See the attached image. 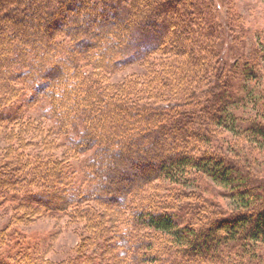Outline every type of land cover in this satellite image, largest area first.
<instances>
[{
	"label": "trees",
	"instance_id": "trees-1",
	"mask_svg": "<svg viewBox=\"0 0 264 264\" xmlns=\"http://www.w3.org/2000/svg\"><path fill=\"white\" fill-rule=\"evenodd\" d=\"M213 9L212 0H0V123L20 119L12 125L17 133L3 136L0 207L11 208L14 224L57 213L90 223L80 237L82 257L112 239L96 233L100 209L82 204L106 203L103 194L109 193L107 205L117 212L139 195L130 222L173 244L160 254L137 235L119 240L123 248L113 253L108 243L107 263L70 256L57 264H208L216 256L226 264H264L256 252L264 244V186L250 176L246 157L252 152L240 153L264 151V71L235 60L223 73ZM135 63L154 67L152 89L142 87L136 73H124ZM23 108L62 138L60 155L45 144L49 134L33 144L37 134L31 131L38 132L40 122L33 115L24 119ZM214 129L248 143L235 144L231 156L212 152ZM90 149L78 165L75 189L78 168L71 160ZM132 164L142 173L117 180ZM197 174L226 187L235 211L222 216L208 200L172 201L178 187H195ZM155 182H164L165 194ZM29 241L18 228L1 230L0 264H48L45 244Z\"/></svg>",
	"mask_w": 264,
	"mask_h": 264
},
{
	"label": "rangeland",
	"instance_id": "rangeland-1",
	"mask_svg": "<svg viewBox=\"0 0 264 264\" xmlns=\"http://www.w3.org/2000/svg\"><path fill=\"white\" fill-rule=\"evenodd\" d=\"M212 3L214 9L212 11L213 13L211 12V17L213 16V19H215L220 25V28L217 30L218 34L215 35V42L218 56L221 60L220 66L223 68V73H230L232 68L231 63L235 60L238 64L244 65L247 63L248 66H253L254 69L260 73L264 71V0H212ZM163 69H165V65L163 66ZM151 70H154V67L151 65L146 66V64L140 65L135 63L130 65L124 73H130V75L136 73L135 76H137L140 81H146L145 83L142 82L143 84L141 83L142 87L145 86V88L149 90L150 88H153L154 81H156L150 73ZM146 75L147 77L145 78L144 76ZM117 78H119V76H116V80ZM213 79L215 78L213 77ZM215 83L216 82H205L202 86L205 88L215 87ZM40 93L37 94L41 96L42 94ZM46 102V98L43 99V101H41V98L39 99L40 104L47 105ZM22 111L25 114L24 119H28L27 116L29 117L33 115L40 122L39 125H36L38 126V128H36L38 132L31 131L37 134L36 141L33 142V144L39 140L37 143V146H39L41 142L43 143V138L49 134L51 135L50 138L52 140H46L45 144H48V148L55 150L54 152L56 155H60L64 151V146L60 143L62 138L50 134V131H47L46 122L37 117L35 111H32V109L28 111L24 108L21 112ZM18 120H13L11 123L9 122L10 125L3 122L0 123V153L3 151L5 145L3 136L10 137L11 132H13L14 135L17 133V129L12 125L17 124L15 122ZM209 137L210 145L208 150L215 153H221L222 151V154L225 156H231V153H234L233 150L235 149L232 148H238L235 144L244 147L248 143L243 138L235 140L229 132L227 133L221 129H214V132H210ZM247 150L252 152V154L249 153L246 157V163L254 173L250 176L253 178L257 177L259 180L261 179V183L264 186V151L262 153L257 147H254V149H242V152L240 153L246 155L245 153L248 152ZM39 151L41 152L42 150ZM92 151L93 149H90L84 154H79L75 159L71 160L72 164L78 168V165L84 161V159L88 158V155H90ZM243 159L244 157L241 156V161H239L243 162ZM154 164L155 163H152V165ZM152 165L150 164L146 168L147 171L152 169ZM100 167L103 169H109L110 166L100 165ZM140 173H142V170L137 165L132 164L127 171L120 170L119 174L121 176L119 175L120 177H118L117 180L126 183L128 179L138 176L137 174ZM73 178L75 181L73 186L76 189V187L78 188L77 181H79L78 179H81V169L78 168V171L74 174ZM155 184H159L157 190L160 195L166 193V191L164 193L165 187L161 186L164 182H155ZM194 185L195 187L192 185L186 186L185 188L178 187L181 192H171V200L173 201L174 198V200L181 203L183 206L186 203H191V205H203L204 200H208L214 204V209L222 216L224 214L228 216L229 213L235 211L236 207L234 200L226 196L228 191L226 187L219 186L199 174L196 176ZM86 187H88V185L83 184L82 188ZM89 190L92 191L91 189ZM176 194L180 195L177 196ZM138 196L129 197L130 199L129 201H126L127 205L125 207L123 205H118L117 212H115L116 209L112 206L113 204L107 205V203H111L112 201L110 198L112 196H110L109 193L103 194L104 199L107 201L106 203L86 201L82 204L83 207L88 206L92 210H95L94 206H97L100 209L102 213V223L100 226L102 227L97 228L96 230L98 236L103 233L106 235L111 234L110 237L112 239L110 241L103 243L100 242L102 244L101 249H98L99 245H97L96 254L90 252L87 256H77L79 254L77 250H79L80 247V237L86 235L85 232L90 230L89 225L91 224L76 219L70 221L67 216L61 213H57L58 215L51 216L50 218L45 215H40L32 219L33 221H23L14 224L10 219L12 215L11 208L3 206L0 207V231L5 230V232H8L10 229L18 228V232L25 237H29L31 243L35 244V246L41 247L42 244H45L43 249L47 250L43 254V257L48 259V264H57L66 261L70 256H74L78 260H93L94 262L101 261L107 263V259H110L113 252L119 251L123 248L120 246L121 241L119 240L127 239L130 242L133 240V236L137 235L144 237L145 240L151 241V247L156 248L158 252L162 254V252H165L163 250H168V247L173 245L170 243L169 238L160 233L154 232L151 229L149 230L142 225H134L130 222L132 208L134 209L139 203ZM86 198L87 197H84V199ZM169 200L170 199L168 198L167 201ZM196 216H198L197 213L195 217ZM114 229L115 235L112 234L114 233ZM116 232L119 234L121 233L120 236H118ZM108 243L111 246L115 245V251L112 250V253L110 248L106 246ZM0 249H5L4 245H1ZM6 251L7 250H4L1 256H3ZM256 252L264 263V244L257 245ZM120 255L121 253L119 256ZM126 256H128V253H126ZM258 256L256 257L258 258ZM227 261V258L216 256L211 257V261L208 264H226ZM251 263L256 264L257 261H251ZM140 264H156V262H141ZM194 264L203 263L197 262Z\"/></svg>",
	"mask_w": 264,
	"mask_h": 264
}]
</instances>
